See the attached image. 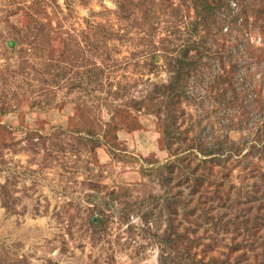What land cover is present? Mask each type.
Here are the masks:
<instances>
[{"label":"rangeland","instance_id":"obj_1","mask_svg":"<svg viewBox=\"0 0 264 264\" xmlns=\"http://www.w3.org/2000/svg\"><path fill=\"white\" fill-rule=\"evenodd\" d=\"M0 264H264V0H0Z\"/></svg>","mask_w":264,"mask_h":264}]
</instances>
